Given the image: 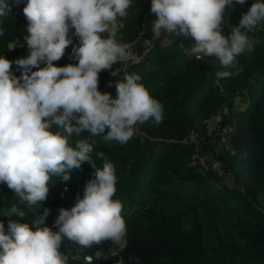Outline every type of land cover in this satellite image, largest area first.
<instances>
[{"label":"clouds","instance_id":"clouds-1","mask_svg":"<svg viewBox=\"0 0 264 264\" xmlns=\"http://www.w3.org/2000/svg\"><path fill=\"white\" fill-rule=\"evenodd\" d=\"M14 2L19 5L21 0ZM235 2L244 5L246 0ZM134 3L27 0L23 7L28 22V35L23 39L29 55L15 60L0 56V185L32 206L48 199L52 176L68 181L71 171L85 162L95 172L86 182L83 198L77 195L70 209H58L57 231L43 226L51 209L31 222L35 230L20 222L25 216L21 207L13 204L4 210L9 219L7 229L0 221V264H67L68 257L60 251L64 240L74 242L81 251L109 242L107 249L96 251L94 257L86 256L90 262L120 257L127 248L123 205L113 199L117 191L113 163L105 161L102 169L98 168L91 155L92 145L77 139L73 147L71 138L87 131L106 142L126 144L134 137L137 124L152 121L160 125L165 118L163 105L138 83L141 77L135 73L117 81L116 98L99 90L102 71L114 75V64L127 66L136 59L133 45L117 40L118 18H126ZM232 5L233 0H151L150 13L156 17L151 22L152 38L164 34L192 37L195 43L185 47L187 54L196 59L214 57L225 69L218 71L217 77L231 78L243 70L238 58L250 59L254 52L248 33L264 23V0H254L225 36L222 32L229 23L225 9ZM9 14L8 0H0V17ZM4 35L0 29V36ZM73 37L78 45L73 44ZM69 45L76 63L56 66L53 62L64 57ZM13 65L20 76L14 74ZM53 127L58 131L53 132ZM13 215L20 219H12ZM129 259L140 264L139 257ZM117 264H124L122 257Z\"/></svg>","mask_w":264,"mask_h":264},{"label":"trees","instance_id":"trees-1","mask_svg":"<svg viewBox=\"0 0 264 264\" xmlns=\"http://www.w3.org/2000/svg\"><path fill=\"white\" fill-rule=\"evenodd\" d=\"M26 2L21 0L17 5L8 0L11 14L0 17V29L5 32L0 36V56L9 60L29 55L26 44L9 48L26 21L22 11ZM145 2L135 0L128 10L117 33L119 42L131 44L137 38ZM253 2L246 0L240 5L233 0L225 19L236 26ZM73 32L70 30L69 35ZM230 32L226 26L222 34ZM248 35L254 52L250 59L238 58L243 70L231 78L217 77L216 73L225 69L214 57L187 56L175 36L167 46L156 42L143 63L127 66L116 74L108 93H116L115 84L123 81L125 74L135 73L141 77L138 83L163 105L165 118L160 125L152 121L137 124L154 140L140 136L120 144L106 142L87 131L71 138L73 147L77 139L92 145L91 155L98 168L102 169L105 161L113 163L117 176L113 199L123 205L128 246L120 257L85 262V255L94 257L96 251L107 249L109 242L81 251L74 242L64 240L60 251L68 257L67 264H117L121 257L124 264H133L129 257H139L140 264H264V23ZM151 36L148 30L144 40ZM78 43L73 37V44ZM71 50L69 45L64 57L53 63L58 67L76 63L71 59ZM12 68L20 76L16 66ZM109 72L100 73V91ZM216 115L220 116L218 130L210 132L208 120ZM52 131L58 129L53 127ZM221 134L227 136V141L219 152H214V158L230 180L211 170L202 171L194 157L196 139L201 151H213L211 138L219 141ZM189 137L195 139L187 141ZM94 172L85 162L71 171L68 181L52 176L48 199L32 206L27 202L20 206L14 192L0 185V221L7 229L9 218L3 215L4 210L16 204L25 216L20 219L13 215L12 219L29 223L35 230L31 222L45 209H51L43 226L57 231L54 221L58 209H70L77 195L83 198L86 182Z\"/></svg>","mask_w":264,"mask_h":264},{"label":"built area","instance_id":"built-area-1","mask_svg":"<svg viewBox=\"0 0 264 264\" xmlns=\"http://www.w3.org/2000/svg\"><path fill=\"white\" fill-rule=\"evenodd\" d=\"M145 11L142 14V20H141V29L139 31V34L137 36V38L134 40V42L132 43L133 47H132V51L135 53L136 59L135 61H129L127 66L130 65H134V64H138V63H143L147 56H149L151 54V52L153 51L154 47H155V43L158 42L161 45V41L165 38L169 39L171 42V37L174 34H164L162 35L159 39H153L152 36L150 38H147L146 40H144V34H146V32L148 30H151V22L153 20L156 19L155 15L150 13V6H151V0H146L145 2ZM230 12V7L225 9V14H229ZM152 32V31H151ZM175 36V35H174ZM178 39V41L181 43L183 52L189 56L185 50L186 48H190L191 46L194 45L195 41L192 37H185L183 35L176 37ZM141 43L143 44V48H137V44ZM192 58H195V56H189ZM120 63L121 65L125 66L122 62H117ZM147 65H150L149 63H147ZM103 92V91H101ZM140 136H144L147 137L150 140H154L155 138L148 136L144 131H142L139 127H137L136 125V132L135 135L133 137V139H137ZM221 141L223 142V145L226 143L227 141V136L222 134L221 136ZM197 143V141L195 142ZM197 164L199 165V168L206 172L211 170L212 172H214L218 177L222 178V179H229L230 175L225 171L224 167L222 166V164H220L218 161L216 160H212L211 156L206 153L203 152L201 150H199L198 145L196 144L195 146V155H194ZM66 189V188H65ZM17 202L19 203L20 206H22V202L19 201V199L16 197ZM86 256H90V255H85L83 258L85 260V262H90L89 260L86 259ZM91 257V256H90Z\"/></svg>","mask_w":264,"mask_h":264},{"label":"rangeland","instance_id":"rangeland-1","mask_svg":"<svg viewBox=\"0 0 264 264\" xmlns=\"http://www.w3.org/2000/svg\"><path fill=\"white\" fill-rule=\"evenodd\" d=\"M124 20H125V18H118V21L120 22L121 27L123 26ZM27 23L28 22L26 20L24 23H22L20 25L19 33H18L17 37L15 38V40L9 44V48L21 47V45H25L26 44V42L24 41L23 38H24V36L28 35L27 30H26ZM121 27L119 28V30L121 29ZM105 34H107V33L102 34V36L105 35ZM171 42H172V40H171ZM171 42H170L169 39L165 38V39H163L161 41V45L162 46H167ZM138 45H139V47H137V48H143V44H139L138 43L137 46ZM180 45H181V43H180ZM125 68H127V66H123L121 64H118V65L116 64L114 66V68L112 69V72L114 73L115 76L111 74V71L109 72V75H108L107 79L105 80V85H104V87L102 88L101 91L107 92L110 82H112V80L117 76L116 74L118 72L124 70ZM116 95H117V93L111 94L112 98H116ZM219 120H220V116L219 115L213 116V117H211L208 120V129H209L210 132H212L213 130L214 131L218 130V122H219ZM224 131H225V129H224ZM221 136H222V134H221ZM193 139H195V138L194 137H189L186 140L190 141V140H193ZM196 140H197L196 144L198 145L199 150H201V149L203 150V148H201L200 141L198 139H196ZM210 144H211V146L213 148L212 149L213 151H206V153H208L211 156L212 160H215V158H214V154L215 153L214 152H219L221 150V147L223 146V142L221 140L218 141L215 138H211ZM230 179H231V177L229 178V180ZM14 200L17 202L15 196H14Z\"/></svg>","mask_w":264,"mask_h":264},{"label":"water","instance_id":"water-1","mask_svg":"<svg viewBox=\"0 0 264 264\" xmlns=\"http://www.w3.org/2000/svg\"><path fill=\"white\" fill-rule=\"evenodd\" d=\"M226 26H227L230 30H232V28L235 27V25L230 24V23H228Z\"/></svg>","mask_w":264,"mask_h":264}]
</instances>
